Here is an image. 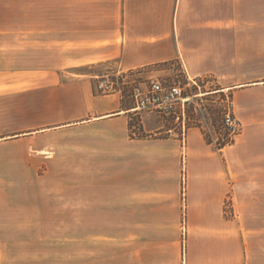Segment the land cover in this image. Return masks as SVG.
Returning <instances> with one entry per match:
<instances>
[{"label":"crops","instance_id":"0c3cea01","mask_svg":"<svg viewBox=\"0 0 264 264\" xmlns=\"http://www.w3.org/2000/svg\"><path fill=\"white\" fill-rule=\"evenodd\" d=\"M173 60L219 86L196 95L232 93V143L94 87L97 65ZM0 84L36 116L0 137L24 164L0 244L56 242L69 219L71 264H264V0H0Z\"/></svg>","mask_w":264,"mask_h":264},{"label":"rangeland","instance_id":"374dc122","mask_svg":"<svg viewBox=\"0 0 264 264\" xmlns=\"http://www.w3.org/2000/svg\"><path fill=\"white\" fill-rule=\"evenodd\" d=\"M258 20H256L257 22ZM261 22V20H260ZM96 70L101 74H109L114 80H117L118 85L122 88L123 99L132 103V97L130 95V88L132 81L140 83L142 86L149 83L150 79H159L163 84H179L185 96L189 97V103L185 105L184 110V124L188 125H199L203 131L214 139L218 140L219 132L222 128L221 117L223 111L227 105L230 106L233 116L234 114V103L232 93L230 91H223L215 94H200L199 92L211 91L218 88V84L212 81L210 77L196 78L194 81L186 78L184 68L181 63L173 60L167 63L157 64L153 66L142 67L136 70L134 74L128 75L126 78L113 76L114 69L112 66L107 64L97 65ZM100 76L95 77L94 87ZM4 86V84H0ZM264 94V91L262 92ZM258 103L259 106H264V99ZM37 102V100H36ZM30 101L23 98H2L0 99V137L11 133L8 129L10 126H23L30 120H34L36 116L29 113ZM143 117L146 115L157 117L165 125L171 126L175 131L180 130L182 122L173 118L172 114L164 113H141ZM140 114H134L131 119L132 130L136 134L142 132L138 129L141 124ZM237 119V118H236ZM148 120L151 119L148 117ZM238 120V119H237ZM239 121V120H238ZM239 130L241 123L239 121ZM135 125V126H133ZM222 126V128H221ZM166 128V126H165ZM223 131V130H222ZM160 135H166L165 132ZM19 150L14 147H7L6 145L0 146V191L3 188H7L13 185L14 172H21V176H24V167L22 163L6 162V156L9 154L19 153ZM5 160V161H4ZM26 181V180H25ZM38 181V180H37ZM38 182H41L39 180ZM39 185L46 186H58L59 189L63 190L67 198H69L70 180H42ZM38 186V185H37ZM2 192V191H1ZM227 210V209H226ZM69 218V215H68ZM62 228H53L50 237L56 238V242H45V243H32V244H0V252L4 253L6 258L0 259V264H71V246H70V226L69 219L64 220ZM49 229V228H48ZM56 230V233L54 232ZM258 233H264L263 227H258Z\"/></svg>","mask_w":264,"mask_h":264},{"label":"built area","instance_id":"2783aa9c","mask_svg":"<svg viewBox=\"0 0 264 264\" xmlns=\"http://www.w3.org/2000/svg\"><path fill=\"white\" fill-rule=\"evenodd\" d=\"M135 71L134 69L121 70L113 73V76L126 78L128 75L134 74ZM132 83L130 95L139 111L169 113L176 120L184 122V110L185 105L189 103V97L185 96L179 84H163L159 79H150L149 83L144 86L135 81ZM95 87L99 93L115 91L121 93L123 91L117 80H114L109 74L101 75ZM221 125L229 131L230 135H235L239 131V121L233 116L229 105L223 111Z\"/></svg>","mask_w":264,"mask_h":264},{"label":"trees","instance_id":"16d2710c","mask_svg":"<svg viewBox=\"0 0 264 264\" xmlns=\"http://www.w3.org/2000/svg\"><path fill=\"white\" fill-rule=\"evenodd\" d=\"M221 128H222V126H221ZM219 133L221 134V136H219V139H218V141L216 143V147L220 148V147H223L226 144H230V143L233 142L234 135H230L229 131L226 128H222ZM208 141H210L209 138H208Z\"/></svg>","mask_w":264,"mask_h":264}]
</instances>
